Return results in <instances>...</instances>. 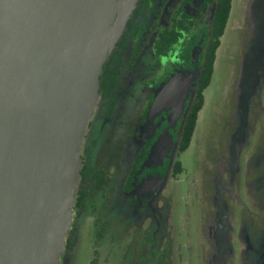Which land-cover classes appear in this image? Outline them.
I'll return each instance as SVG.
<instances>
[{
  "label": "water",
  "instance_id": "95a60500",
  "mask_svg": "<svg viewBox=\"0 0 264 264\" xmlns=\"http://www.w3.org/2000/svg\"><path fill=\"white\" fill-rule=\"evenodd\" d=\"M136 1L0 0V264L56 263L114 15ZM193 77L171 76L150 114L181 111Z\"/></svg>",
  "mask_w": 264,
  "mask_h": 264
},
{
  "label": "rangeland",
  "instance_id": "374dc122",
  "mask_svg": "<svg viewBox=\"0 0 264 264\" xmlns=\"http://www.w3.org/2000/svg\"><path fill=\"white\" fill-rule=\"evenodd\" d=\"M126 149L119 142L110 151L123 162ZM126 166L110 167L114 180ZM95 208L80 217L62 264H264V0H232L191 141L172 152L148 203L97 198ZM96 216L126 233L119 249L110 235L99 239ZM96 241L106 243L98 254Z\"/></svg>",
  "mask_w": 264,
  "mask_h": 264
},
{
  "label": "flooded vegetation",
  "instance_id": "af4514ba",
  "mask_svg": "<svg viewBox=\"0 0 264 264\" xmlns=\"http://www.w3.org/2000/svg\"><path fill=\"white\" fill-rule=\"evenodd\" d=\"M224 13L222 0H137L124 24L120 20V8L116 11L98 75L97 96L80 137L78 179L64 237L73 227L75 242L69 249L64 242L58 264H62L76 243L82 214L94 213L97 198L108 201L116 198L121 204L136 209L153 196L169 167L172 152L178 149L189 106L212 55L213 72L220 45L215 48L221 24L218 14L222 18ZM260 42L258 49L254 47L259 58L262 57ZM189 73L194 77L181 111L162 107L151 115L150 106L162 84L173 75ZM167 136L169 144L162 147L167 149L165 153L154 154L159 139ZM119 142L122 149L132 148L126 149L123 162L119 161L123 153L117 157L110 151ZM120 163L127 166L118 181L114 180L110 167ZM94 221L98 223L99 239L105 234L111 236L108 244L117 246L126 234L122 229L117 234L119 228L113 217L96 216ZM95 244L93 251L97 250V254L100 244L106 246L100 241ZM106 260L105 257L104 264ZM89 264H98L96 258Z\"/></svg>",
  "mask_w": 264,
  "mask_h": 264
},
{
  "label": "trees",
  "instance_id": "16d2710c",
  "mask_svg": "<svg viewBox=\"0 0 264 264\" xmlns=\"http://www.w3.org/2000/svg\"><path fill=\"white\" fill-rule=\"evenodd\" d=\"M222 1L225 2V13L222 18H221V15L219 16L218 14V21L219 22L221 21V24L220 26H218L217 41H216L215 48H217V46L220 44V37L222 36L223 31H224L226 16L228 15L230 6H231V0H222ZM213 57L214 55L211 56V59L209 61V68L207 69V71L201 74V78L199 79V83L196 89V94L194 95V98L189 106V112L187 113V116L184 120V124L182 128V136L178 144L179 152L184 151L188 147L191 141V137L193 135L195 124H196L197 114L203 105L204 99H203L202 90L206 88V86L210 82L211 73H212ZM173 168H174L173 169L174 176L182 171L181 163L178 160L174 162ZM73 237H74L73 227H71L67 232L66 238L64 239L66 249L71 248V246L74 244L75 240L73 239Z\"/></svg>",
  "mask_w": 264,
  "mask_h": 264
}]
</instances>
